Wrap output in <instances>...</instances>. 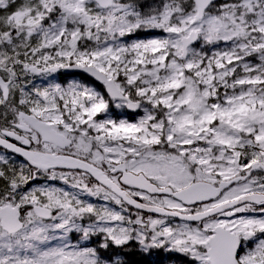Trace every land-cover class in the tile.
Here are the masks:
<instances>
[{
    "label": "snow or ice",
    "instance_id": "1",
    "mask_svg": "<svg viewBox=\"0 0 264 264\" xmlns=\"http://www.w3.org/2000/svg\"><path fill=\"white\" fill-rule=\"evenodd\" d=\"M0 264H264V0H0Z\"/></svg>",
    "mask_w": 264,
    "mask_h": 264
}]
</instances>
